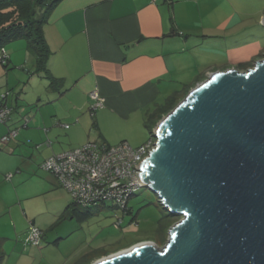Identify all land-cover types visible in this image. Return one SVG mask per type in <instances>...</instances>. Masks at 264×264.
<instances>
[{
	"label": "crops",
	"instance_id": "obj_1",
	"mask_svg": "<svg viewBox=\"0 0 264 264\" xmlns=\"http://www.w3.org/2000/svg\"><path fill=\"white\" fill-rule=\"evenodd\" d=\"M196 1L61 0L42 28L50 53L46 68L62 82L58 89H50V80L35 74V57L26 42L17 39L3 46L9 61L0 65V96H5L0 104L11 109V116L0 123V240L8 241L4 237L8 227L12 240L15 236V244L23 242L25 250L29 228L37 227L42 218L29 216L22 208L33 197L31 178L42 176L59 186L41 169L51 155L65 152L56 137L59 128H71L57 115L97 131H90L72 150L86 143L115 146L123 141L137 148L144 144L142 138L131 137V144L126 141L130 137L114 138L111 129L125 125L144 131L147 113L175 93L181 97L209 74L221 72L224 63L216 62L217 57L203 60L211 50L218 55L220 46L215 42L214 49L204 47V40L216 37L205 35L203 21L211 13L191 10ZM195 23L197 28L192 29ZM217 27L224 28L225 21ZM91 92H97L104 105L88 116ZM65 99L63 109L42 112L45 105ZM30 106L36 112H30ZM13 130L17 135L4 141ZM19 216L26 219V226L17 222ZM52 224L45 221L37 227L43 238Z\"/></svg>",
	"mask_w": 264,
	"mask_h": 264
},
{
	"label": "water",
	"instance_id": "obj_2",
	"mask_svg": "<svg viewBox=\"0 0 264 264\" xmlns=\"http://www.w3.org/2000/svg\"><path fill=\"white\" fill-rule=\"evenodd\" d=\"M152 136L136 178L180 220L163 249L143 242L92 264H264V60L209 74Z\"/></svg>",
	"mask_w": 264,
	"mask_h": 264
},
{
	"label": "rangeland",
	"instance_id": "obj_3",
	"mask_svg": "<svg viewBox=\"0 0 264 264\" xmlns=\"http://www.w3.org/2000/svg\"><path fill=\"white\" fill-rule=\"evenodd\" d=\"M190 8L200 13H211L207 20L203 21L207 29L205 35L216 38L204 40V47L214 49L215 42L220 46L218 55L211 50V56L206 53L204 56L209 57L203 60L217 57L216 62L224 63L220 71L235 69L239 72H245L258 61L264 60V26L261 22L264 16V0H197L194 5H190ZM222 20L225 21V27L215 29ZM195 28H197L196 23L192 24V29ZM198 41L201 42L199 39L196 40ZM191 42L194 43L192 39ZM12 44L9 42L5 46ZM65 102L66 99L51 102L43 107L42 112L63 109L66 106ZM28 110L32 113L36 112L34 106H30ZM87 112L88 116L94 114L88 110ZM56 118L71 128L69 131L58 129L59 135L56 138L62 151H69L90 131L92 134L97 132L96 129H89L84 122L76 124L75 121L65 119L63 115H57ZM111 133L114 138L118 136L142 138V143L150 137L146 129L138 132L136 128H128L125 125L123 127L117 125L111 129ZM126 141L132 144V138ZM30 182L33 183L31 193L33 197L26 206H22L23 210L29 216L37 214L42 217L36 223L38 228L45 221H51L53 224L44 232L45 237H42L38 247L30 246L26 239L25 250L23 242L19 241L15 244V236H12V240L11 229L4 228L6 233L4 237L8 241L0 240V264H73L78 257L86 253H92L93 262L90 263L92 264L98 260L94 255L103 258L107 253L111 255L123 251L135 242H139L136 244L152 242L158 250L163 249L167 243L170 228L167 233L165 231L166 236L161 231L168 224L170 215L148 188L143 187L136 191L128 202L129 214H127L113 207L111 203L98 204L97 207L88 210L79 207L67 210L68 206H72L71 197L63 188L53 181L48 183L38 175L31 178ZM19 210L21 213V208ZM85 212L89 213L83 216ZM18 218L17 222L24 221L23 225L26 226V219L24 220L23 216ZM119 221H121L120 227H117ZM2 223L5 224V221ZM164 237L166 239L162 244Z\"/></svg>",
	"mask_w": 264,
	"mask_h": 264
},
{
	"label": "built area",
	"instance_id": "obj_4",
	"mask_svg": "<svg viewBox=\"0 0 264 264\" xmlns=\"http://www.w3.org/2000/svg\"><path fill=\"white\" fill-rule=\"evenodd\" d=\"M8 61L9 56L1 47L0 65L6 66ZM4 97L1 95L0 100ZM89 97L90 112L93 114L103 107L104 100L97 92H91ZM10 116L11 109L0 104V123L5 124ZM17 132H9L3 140L13 139ZM155 143L153 136L137 148H132L126 142L115 146L86 143L79 148L51 155L41 164V169L56 179L71 197L74 206L88 210L98 204L111 203L123 211L136 191L143 188L136 178L139 171L135 167L148 157ZM120 222L116 224L117 227H120ZM42 237L41 230L33 226L29 228L27 242L31 246L38 247Z\"/></svg>",
	"mask_w": 264,
	"mask_h": 264
},
{
	"label": "trees",
	"instance_id": "obj_5",
	"mask_svg": "<svg viewBox=\"0 0 264 264\" xmlns=\"http://www.w3.org/2000/svg\"><path fill=\"white\" fill-rule=\"evenodd\" d=\"M60 1L61 0H0V48L13 40H24L26 42L27 49L35 57V74L43 75L45 78H48L50 80V89H58L62 82L51 77L46 68V63L50 53L45 44L42 28L46 24L50 11ZM189 90L191 89L186 90L181 97H178L179 95L175 93L167 98L163 104L158 105L151 113L146 114L144 128L149 132L150 137L152 136V132L156 124L185 98ZM71 205L72 206L67 207V210L71 208H78L72 203ZM122 212L129 214L128 207H126ZM88 213L89 212L83 213V216L88 215ZM169 215L170 219L168 224L165 229L161 231L163 233H165V231L167 233L168 229L180 220L179 216L172 214ZM166 233L164 234L165 236ZM165 239L166 238L164 237L162 244L165 242ZM136 243L139 242H135L133 244ZM130 246H127L126 248H129ZM109 254L110 253H107L105 255L108 256ZM91 257L92 253H86L78 257L73 264H90L93 262ZM94 257L96 260L100 258H97L98 255H94Z\"/></svg>",
	"mask_w": 264,
	"mask_h": 264
},
{
	"label": "bare ground",
	"instance_id": "obj_6",
	"mask_svg": "<svg viewBox=\"0 0 264 264\" xmlns=\"http://www.w3.org/2000/svg\"><path fill=\"white\" fill-rule=\"evenodd\" d=\"M124 253V252H123Z\"/></svg>",
	"mask_w": 264,
	"mask_h": 264
}]
</instances>
